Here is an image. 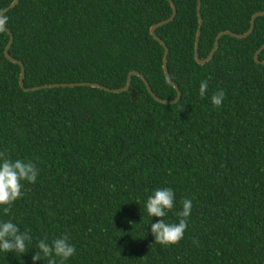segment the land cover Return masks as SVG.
Wrapping results in <instances>:
<instances>
[{
	"label": "trees",
	"instance_id": "1",
	"mask_svg": "<svg viewBox=\"0 0 264 264\" xmlns=\"http://www.w3.org/2000/svg\"><path fill=\"white\" fill-rule=\"evenodd\" d=\"M171 1L173 19L154 29L179 91L171 104L154 100L137 75L118 93L88 85L25 91L20 65L4 54L9 35L0 33V151L38 169L8 215L0 206V220L30 231V250L0 251V264H47L31 259L38 241L63 235L76 249L64 264H264V64L254 60L264 16L246 37L221 35L198 64L196 0ZM11 2L0 0V11ZM257 11L264 0H200L198 57L219 31L245 32ZM170 13L167 0H18L5 13L9 54L24 65L25 87L119 88L134 70L157 97L172 99L163 47L149 34ZM218 90L219 108L210 99ZM165 187L175 193L166 222L178 223L182 201H192L173 245L155 242L150 226L159 218L146 209Z\"/></svg>",
	"mask_w": 264,
	"mask_h": 264
},
{
	"label": "clouds",
	"instance_id": "2",
	"mask_svg": "<svg viewBox=\"0 0 264 264\" xmlns=\"http://www.w3.org/2000/svg\"><path fill=\"white\" fill-rule=\"evenodd\" d=\"M8 17L0 15V33L6 31ZM208 89V82L202 81L199 86V95L204 97ZM225 93L218 90L211 96L213 106L219 108L222 105ZM38 176L36 164L31 160L11 159L8 150L0 151V206L3 214L8 215L14 201L20 199L22 181L35 183ZM175 193L169 188H158L150 195L146 202V209L149 217L159 218L151 223L150 232L156 243L161 245L178 244L184 237L188 227V217L191 214L192 201L184 199L182 210L178 212L180 217L178 223H168L164 219L168 212L174 208ZM32 242L30 231H21L17 223L12 220H0V251L5 253L14 252L25 254L29 252L28 245ZM198 243V241H193ZM37 247L40 251L32 255L33 262L47 258V264H64L70 257L75 255L76 249L69 242L67 235L52 240L51 244L46 239L38 241Z\"/></svg>",
	"mask_w": 264,
	"mask_h": 264
},
{
	"label": "water",
	"instance_id": "3",
	"mask_svg": "<svg viewBox=\"0 0 264 264\" xmlns=\"http://www.w3.org/2000/svg\"><path fill=\"white\" fill-rule=\"evenodd\" d=\"M167 1H168L169 5H170L171 13L169 14V16L167 18H165V19H163V20H161V21H159V22H157L155 24H152L149 27V34L151 35V37L153 39H155L163 47V53H162V70H163V74H164L165 79L176 90V95L172 99H161V98L157 97L151 91L150 87L148 86V84L145 81V79L143 78V76L139 72L134 71V70H131V71H129L127 73V81H126V84L124 86H122V87H119V88H110V87H107V86L102 85L100 83H97V82H89V81L48 83V84H42V85H37V86H32V87H25L24 86V82H23L24 73H25L24 65H23V63L21 61L15 59L14 57H12L9 54V49H10V46H11L12 41H13V35L10 32V30H8L7 28H6V32L9 35V40H8V42H7V44H6L5 48H4V54H5L6 58H8L10 61L15 62L18 65H20L19 85L25 91H32V90H37V89H42V88H52V87H73V86H85V85H88V86L97 87V88H100V89H103V90H106V91H109V92L118 93V92L126 91L128 89L131 75H137V76H139L143 80V83H144V85L146 87L147 92L150 94V96L154 100H156L157 102H160V103L171 104V103L176 102V100L179 98V91L177 90V87L175 86V84L169 79V76L167 74V69H166V53H167V48L164 45L163 41L161 39H159L156 36V34L154 33V29L156 27L161 26V25H163V24L171 21L173 19L174 15H175V7H174L172 1L171 0H167ZM17 2H18V0H12V2L8 6H6L4 9H2L0 11V15L5 14L10 8L14 7ZM199 6H200V0H196L197 28H196L195 37H194V43H193V58H194L195 62L198 63V64H203L205 61H207L208 59H210V57L212 56L213 52L217 48L218 38L221 35L227 34V35H231V36L237 37V38L246 37V36H248L253 31L256 17L257 16H264V11H257V12H255L251 16V18H250L249 28L245 32H243V33H235V32H232L230 30H221V31H219L215 35V37H214V40H213V43H212V48L209 51V53L204 58H199L198 57V53H197L198 36H199V29H200V25H201V17H200V13H199ZM263 49H264V43L256 50V52L254 54V60L256 62H258V63H261V64H264V60H260L259 59V53Z\"/></svg>",
	"mask_w": 264,
	"mask_h": 264
},
{
	"label": "bare ground",
	"instance_id": "4",
	"mask_svg": "<svg viewBox=\"0 0 264 264\" xmlns=\"http://www.w3.org/2000/svg\"><path fill=\"white\" fill-rule=\"evenodd\" d=\"M202 26V25H201Z\"/></svg>",
	"mask_w": 264,
	"mask_h": 264
}]
</instances>
